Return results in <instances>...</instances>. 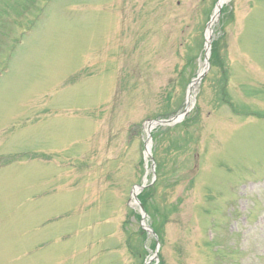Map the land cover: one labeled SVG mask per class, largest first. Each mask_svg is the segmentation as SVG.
<instances>
[{
  "label": "rangeland",
  "instance_id": "374dc122",
  "mask_svg": "<svg viewBox=\"0 0 264 264\" xmlns=\"http://www.w3.org/2000/svg\"><path fill=\"white\" fill-rule=\"evenodd\" d=\"M216 1L0 0V264H264V0L192 84Z\"/></svg>",
  "mask_w": 264,
  "mask_h": 264
},
{
  "label": "trees",
  "instance_id": "16d2710c",
  "mask_svg": "<svg viewBox=\"0 0 264 264\" xmlns=\"http://www.w3.org/2000/svg\"><path fill=\"white\" fill-rule=\"evenodd\" d=\"M221 14H222V10H221ZM220 21H222V19H220ZM217 45H218V42L216 40H212L210 57H209V61H210L211 65H213L216 62L217 58H218ZM188 117H186L183 120L181 125L188 119ZM156 167H157V164L155 162V172H157V168ZM152 184L153 183L145 186L140 191V193L138 194V199H139L140 203L142 204V206H143V208H144V210L146 211L147 214H151L152 213V211L150 212L151 204H150V202H148L149 197H150V195H152V192L154 190V186ZM172 209H173V206L171 208L163 211V212L158 210V209H156L154 213H157V216L162 217V221H164L166 219L168 213L173 211ZM159 220H160L159 218H157V219L153 218V220L151 221V227H152L153 232L155 233V236L160 241V239H161L160 233H161L162 224L159 225ZM139 233H140V235H142L143 239L146 238L145 233L141 229H139ZM155 241H156V239H155V237H153L152 238V247H154Z\"/></svg>",
  "mask_w": 264,
  "mask_h": 264
},
{
  "label": "water",
  "instance_id": "95a60500",
  "mask_svg": "<svg viewBox=\"0 0 264 264\" xmlns=\"http://www.w3.org/2000/svg\"><path fill=\"white\" fill-rule=\"evenodd\" d=\"M216 6H217V11H216V14H215V18H218V16H219V12H220V6H218L217 4H216ZM210 20H211V19H210ZM209 23H210V21L208 22L207 26L209 25ZM205 46H206V48H205V52H206V53H205V58H204L205 69L203 70L202 73H200V74L195 78V81H196V82H198V81L202 78L203 74L205 73L206 69L208 68L207 53H208V51H209V46H210V37H209V40L205 42ZM187 106H188V103H186V107H185V109L183 110V112H182L181 114H179V115H174V116H172V117H170V118H168V119L151 121V124L154 125V124H169V123H173L177 118H178V119L181 118L182 115H184V114L188 111ZM147 136H148V138L150 137L149 134H148ZM137 188L140 189V188H142V186H141V185H140V186H137ZM132 196H133L134 200L138 203V200H137V198H136V192H133V193H132ZM138 204H139V203H138ZM139 207H140V210H141L142 215H143V214H144V211H143V209H142V207H141L140 204H139Z\"/></svg>",
  "mask_w": 264,
  "mask_h": 264
},
{
  "label": "bare ground",
  "instance_id": "6f19581e",
  "mask_svg": "<svg viewBox=\"0 0 264 264\" xmlns=\"http://www.w3.org/2000/svg\"><path fill=\"white\" fill-rule=\"evenodd\" d=\"M224 1H225V0H219L218 5H221ZM211 25H212V22H211L210 25L206 28V31H205L206 39L209 38V35H210V26H211ZM150 147H151L150 143L147 142V143H146V146H145V154H146V156L149 155ZM134 191H135V190H134Z\"/></svg>",
  "mask_w": 264,
  "mask_h": 264
}]
</instances>
